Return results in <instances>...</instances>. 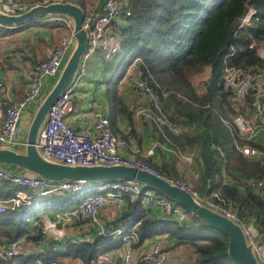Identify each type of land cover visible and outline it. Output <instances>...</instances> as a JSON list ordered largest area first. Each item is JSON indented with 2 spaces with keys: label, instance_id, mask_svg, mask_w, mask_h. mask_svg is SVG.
I'll return each mask as SVG.
<instances>
[{
  "label": "trees",
  "instance_id": "1",
  "mask_svg": "<svg viewBox=\"0 0 264 264\" xmlns=\"http://www.w3.org/2000/svg\"><path fill=\"white\" fill-rule=\"evenodd\" d=\"M82 1H76L81 9ZM248 1L128 0L126 8L130 16L111 25L112 35L119 42L117 54H121V58L115 67H107L110 77L105 86L112 121L120 111L125 112L118 96V84L131 64L140 60L135 70L142 73V80L152 89L165 118L177 126L201 125V130L192 135H169L175 149L194 153L200 178L194 183L195 189L203 195L217 193L225 207L232 209L243 222L251 223L264 241V195L251 185L254 181L264 182V167L237 150L245 144L239 139L233 123V117L239 112L233 109L231 92L225 91L222 85L225 66L264 71V59L258 56L259 49L264 46V0H252L250 8L256 15L250 25L237 30L240 18L249 8ZM102 59L106 60V55L103 54ZM38 64L40 62L34 67ZM104 67L105 63L99 67L101 77L106 70ZM206 70L209 74L202 80ZM249 145L264 151L258 144ZM1 167L22 172L15 166ZM224 178L230 182H224ZM18 190L10 183L2 182L0 201L10 199ZM90 194L102 195L104 192L91 186L79 193L34 197L30 206L6 210L0 214V243L9 244L23 237L29 241L38 240L40 230L30 236L28 227L39 209L45 207L43 211L63 212ZM126 199L130 201L129 196ZM169 218V221L153 220L141 201L128 202V210L115 226L130 232L139 223L135 228L139 243L167 235L175 241V247L182 249L187 264H232L227 254L228 239L222 232L194 216L183 223ZM121 245V238L112 240L108 236H98L92 243L71 245L61 257L49 256L43 261L45 264H64L62 258L67 257L90 264Z\"/></svg>",
  "mask_w": 264,
  "mask_h": 264
},
{
  "label": "built area",
  "instance_id": "2",
  "mask_svg": "<svg viewBox=\"0 0 264 264\" xmlns=\"http://www.w3.org/2000/svg\"><path fill=\"white\" fill-rule=\"evenodd\" d=\"M71 1L76 0H32L30 2L3 0L1 8L4 14L17 16L36 6L67 4ZM127 2L128 0H105L101 7L84 11L82 29L87 33V47L79 61L72 83L52 104L46 120L38 132L35 147L39 155L47 161L68 167H127L163 179L170 185L189 193L201 206L237 224L242 229L249 244L252 245L258 264H264V241L259 231L251 223L240 220L232 209L225 207L224 201L217 193L203 195L192 190L179 179L163 176L160 171L144 163L141 159L126 157L125 153L129 149L127 141L111 131L109 119L101 113L94 114L90 131L85 134L78 133L73 126L67 123L66 116L73 110V97L83 79L87 76L89 58L99 49L108 51L111 48L113 54L119 49L118 42L113 45L106 43L105 33L106 29L113 23L122 22L130 16V11L126 8ZM255 15V10L249 7L247 12L240 18L237 30L250 25ZM56 20L65 26L64 35L56 46L47 49L43 61L33 68L24 88L23 98L4 109L0 108V146L5 149L19 145L26 148V143L22 144L18 141L21 115L27 106L39 101L42 82L45 79L59 76L60 71L69 59V55L75 48L76 42L71 20L65 17H58ZM258 56L260 59H264V46L259 49ZM138 63H140V60H135L131 64L130 69L119 84L129 85L143 97L150 98L153 101L152 107L142 108L137 111L136 115L164 130L162 132L163 141L153 142L146 156L152 155L157 149L166 150L172 153L181 163L190 167L194 166L195 156L193 152L171 149L172 141L168 135L177 137L184 131L165 118L152 89L142 80V73L135 70ZM222 85L225 91L231 92L233 109L235 112H239L233 117V123L237 128L239 139L245 144L238 147L237 150L242 156L264 167V151L249 145V143H255L259 136L264 137V71L225 66ZM223 123L229 125L228 121L223 120ZM164 143L169 148L164 146ZM0 181L8 182L19 189L10 199L0 201V214L6 210L16 211L23 206L32 205V196H29L25 190L31 191L34 195L47 196L63 192L79 193L91 186V183L84 181L50 182L36 175L9 171L1 166ZM101 184L109 188L104 191V194L86 197L76 206L57 213L53 220L44 216L34 222V226L40 227L42 233L50 236L53 241L60 242L64 237L63 229L65 226L87 220L98 224L99 215L107 206H112L119 211L124 209L126 196H129L130 200L144 197L161 207L169 217H174L179 223H183L192 217L180 206L173 205L167 198L150 189H144V186L139 182L129 180ZM251 185L260 195H264L262 191L264 182L262 180L254 181ZM135 228L130 232H124L120 229L112 231L101 229L98 235L121 238L126 249L122 254L120 264H174L170 262L169 252L163 250L159 245H154L150 253L134 261L131 248L139 239ZM25 255L26 251L21 240L9 243L3 251V259L7 261V264H45L40 260L31 263L21 262L20 259Z\"/></svg>",
  "mask_w": 264,
  "mask_h": 264
},
{
  "label": "crops",
  "instance_id": "3",
  "mask_svg": "<svg viewBox=\"0 0 264 264\" xmlns=\"http://www.w3.org/2000/svg\"><path fill=\"white\" fill-rule=\"evenodd\" d=\"M21 1L30 2L32 0ZM104 1L105 0H83L82 10L86 11L101 7ZM0 11H2L1 4ZM58 17L60 16H47L43 19H36L26 25L23 24V26L15 28L0 26V108L4 109L23 98V91L31 76L34 65L41 62L47 49L56 46L60 38L64 35L66 28L61 22L56 20ZM105 37V41L108 45H113L115 43L114 41H117L112 35L111 26L106 29ZM93 56L94 55L89 58L87 63V67H89L87 76L83 79L77 93L73 97V110L66 116L67 123L73 126L78 133L82 134L90 131L95 113H101L109 120L112 115L106 86L104 85L105 87L100 88V86L97 88L98 80L102 78L99 72V67H102V65L101 62L93 60ZM204 74H209V70H206ZM53 79L55 78H48L42 82L39 101L33 105L27 106L21 115L18 141L22 144L26 143L27 134L34 118L36 108L39 106V102L43 101L44 97L54 86L52 85ZM118 96L122 100L121 107L125 109V112H117L118 114L114 116V119L112 121L110 120V128L115 135L127 141L129 149L125 153V156L141 159L144 163L160 171L161 174L167 178L185 179V176L182 174L183 172L179 171V167H182L181 164H185L178 161L172 153L157 149L152 155L146 156L153 142L157 140L163 141L162 132L164 131L136 115L138 110L152 107L153 102L151 103V99L143 97L129 85L120 84H118ZM155 99L157 100L156 97ZM179 127L184 131L182 133L184 135H192L201 130L200 124H183ZM255 144L264 148V137L259 136ZM164 146L167 147L168 145L164 143ZM173 146L174 144L172 142L170 146L172 150L175 149ZM16 147L23 149V151L25 149L22 145ZM0 149L5 148L0 146ZM190 168H194L193 182H199L200 178L197 172L198 170L196 169V162L195 165ZM22 172L25 173L24 171ZM2 182L4 181H0V184ZM224 182L229 183L230 181L228 178H224ZM91 186L97 187L101 193L107 190L101 183H96ZM192 187L195 189L194 186ZM25 191L29 196H32V198L39 197L38 195H34L31 191ZM94 195L90 194L89 196ZM138 201H141L143 207L150 212V217L153 220H170L169 216L161 207L148 201L144 197L130 201L126 199V206L120 211L114 209L112 206L104 208L99 215L98 224L87 220L65 226L63 229L64 237L62 241L55 242L50 236L43 234L40 227H35L34 222L44 216L53 220L56 214L61 211L48 210L43 211V213L39 212L37 217L31 220L30 226L28 227V234L30 236H35L37 230H40V238L36 241H29L26 237L19 239L26 251V255L22 257L20 261L31 263L35 260L43 261V259L49 258V256L55 255L61 257L62 254L67 252L68 247L71 245L92 243L93 240L99 236L98 233L101 229L108 231L120 229L126 232V229L123 227L116 228L115 223L121 215L128 210V202L137 203ZM76 205V203L72 204L69 208ZM109 238L116 240L118 237ZM154 245H159L163 250L169 252L171 263L187 264L185 258L180 254L181 249L175 247V241L167 235L155 236L140 243L138 239V242L131 248L134 261L150 253ZM7 246V243H0V264H7V261L3 259V251ZM125 249V244L122 242L120 248L102 254L97 260L91 261L90 264H120ZM62 262L64 264H83V261L79 259L71 260L67 257H63Z\"/></svg>",
  "mask_w": 264,
  "mask_h": 264
},
{
  "label": "water",
  "instance_id": "4",
  "mask_svg": "<svg viewBox=\"0 0 264 264\" xmlns=\"http://www.w3.org/2000/svg\"><path fill=\"white\" fill-rule=\"evenodd\" d=\"M3 0H0V4ZM252 0L247 2L250 7ZM60 16L71 19L75 37V48L64 65L65 68L55 86L44 97L30 125L26 148L22 153L11 149H0V166H15L24 172L42 177L50 182L84 181L89 183L111 184L117 181H136L177 204L192 217L198 218L206 225L222 232L228 239L227 254L232 264H258L255 251L249 244L242 229L231 220L198 204L192 196L163 179H158L148 173L127 167H68L42 158L36 147V140L41 126L44 124L52 104L72 83L78 69L79 61L87 47V33L82 29L84 11L75 4H52L36 6L24 14L9 16L0 11V26L15 28L36 19L47 16Z\"/></svg>",
  "mask_w": 264,
  "mask_h": 264
},
{
  "label": "rangeland",
  "instance_id": "5",
  "mask_svg": "<svg viewBox=\"0 0 264 264\" xmlns=\"http://www.w3.org/2000/svg\"><path fill=\"white\" fill-rule=\"evenodd\" d=\"M69 4H75V5H77L78 6V4L76 3V1H71V2H68ZM2 12V11H1ZM3 13V12H2ZM73 23V22H72ZM117 37H115L114 36V39H116ZM117 40V39H116ZM114 42H118V40L117 41H114ZM119 43V42H118ZM119 50V49H118ZM99 52H102V53H99ZM118 52V51H117ZM117 52L116 53H111V48H109L108 49V51H102V49H99L95 54H94V56L92 57V59L93 60H95V61H97V62H101L102 63V65L105 63V67H106V70L104 71V73L102 74V78H103V80H98V85H97V88L98 87H100V88H102V87H105L104 85H106V81L108 80V78L110 77V72L107 70V67H115L116 66V64H117V62L120 60V58H121V54H117ZM73 53V52H72ZM71 53V54H72ZM71 54L69 55V58H70V56H71ZM103 54L104 55H106L107 57H106V60L105 59H102V56H103ZM103 60H104V62H103ZM104 67V68H105ZM131 67V66H130ZM64 68H65V66L63 67V70H64ZM89 67H87V69H88ZM130 69V68H129ZM128 69V70H129ZM63 70H61L60 71V73H59V76L58 77H55V79H54V86L57 84V82H58V80H59V78H60V76H61V74H62V72H63ZM208 71V70H207ZM205 73V72H204ZM202 74V77H201V79L202 80H204V79H206V77L208 76V74ZM102 81H103V84H102ZM105 83V84H104ZM122 87V86H121ZM50 92V91H49ZM48 92V93H49ZM151 101V103L153 102L152 100H150ZM42 104V102L40 101L39 102V106ZM39 106L36 108V111H35V114H36V112H37V110L39 109ZM35 116V115H34ZM229 123V122H228ZM8 149H11V150H15V151H18V152H22L23 151V149H19V147H9ZM181 166L182 167H179V171L180 172H183L182 174H183V176H185V179H179L180 181H182L183 183H185L189 188H191L192 190H194V191H196V192H198V190L197 189H194L192 186H194L193 185V172H194V168L192 169V168H190V166L189 167H186L187 165H182L181 164ZM25 173H27V174H30V175H33V174H31V173H29V172H25ZM44 209H45V207H43ZM39 209L38 211L39 212H41V213H43V210L44 209ZM180 252V251H179ZM180 254L184 257V254H183V251H182V249H181V252H180ZM185 258V257H184Z\"/></svg>",
  "mask_w": 264,
  "mask_h": 264
}]
</instances>
